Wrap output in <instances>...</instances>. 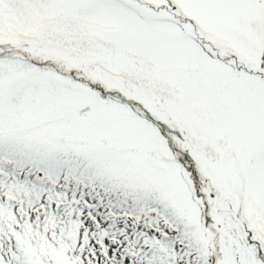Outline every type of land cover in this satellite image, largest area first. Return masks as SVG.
Here are the masks:
<instances>
[{
	"label": "rangeland",
	"instance_id": "1",
	"mask_svg": "<svg viewBox=\"0 0 264 264\" xmlns=\"http://www.w3.org/2000/svg\"><path fill=\"white\" fill-rule=\"evenodd\" d=\"M146 1L162 6H170L174 1L182 18L193 19L191 29L187 23L157 16L127 0H54L56 12L52 17L75 20L78 27L68 40L73 41L75 30L79 32L77 42L85 43L83 59L110 58V64L117 65L118 57H128L150 63L164 81L157 88V99L135 93L138 100L164 122L183 119L186 130H199L200 148L217 152L201 153L202 163L207 162L201 169L211 179L205 186L202 204L195 193H190L191 180L185 182L166 165L147 167L138 159L136 165L129 166L133 170L129 179L134 186L148 187L177 216L175 220L166 216L169 220L161 221H171L169 226L174 229L184 227L190 240L203 245L202 254H211L213 262L206 259V263L262 264L261 255L249 243L252 236L257 238L264 231V224L256 218L264 198V83L253 74L264 71V0ZM0 22V45L12 49L20 46L16 36H1L4 27L14 25L11 11L2 0ZM37 48L33 50L39 58L48 52L46 47ZM15 82L16 77H12L0 83V144H5L4 140L15 144L6 130L8 125L25 127L34 123L38 127L35 135L15 137L23 145L32 141L33 144L26 142V146L39 155L44 156L47 147L59 152L56 157L61 160L63 154L82 155L85 163L96 170V181L103 178L102 171L113 177L125 169L126 155L117 146L122 131L115 127L122 118L114 106L101 105V100L84 88L68 86L55 95L50 85L49 90L39 87L37 78L27 87L19 85L17 95L13 96L14 92L7 93L6 88ZM85 107L89 110L79 115ZM70 114L78 116L73 123ZM66 117L67 122H54L51 133L40 131L49 118ZM127 125L132 123L128 121ZM178 134L183 135L180 131ZM104 139L108 145L103 144ZM132 141L133 138H124L123 147H130ZM161 166L166 171L160 170ZM212 191L215 196L210 194ZM216 207L222 208L223 215H212ZM154 211L148 213L147 220L155 219L160 224ZM206 214L210 225L220 228L223 243L219 259L213 257L214 241L201 218ZM222 221L228 222L229 228ZM58 241L60 238L56 237L53 248ZM35 252L36 257H42V253ZM45 254L58 262L67 258L63 246Z\"/></svg>",
	"mask_w": 264,
	"mask_h": 264
},
{
	"label": "trees",
	"instance_id": "2",
	"mask_svg": "<svg viewBox=\"0 0 264 264\" xmlns=\"http://www.w3.org/2000/svg\"><path fill=\"white\" fill-rule=\"evenodd\" d=\"M2 1L8 5L14 25H12L13 28L4 27V34H1V36H16L14 38L16 43L19 41V44H21L18 47H13V49L11 47L5 48V44L0 45V83L5 79L16 77V82L7 86V93L12 94L13 91V96H15L17 95L16 90L19 85L27 87L30 81H34L37 78L39 87H45V90H49L50 85L55 95H58L61 92L60 90L68 86L84 88L98 97L103 103L101 105L114 106L116 112L121 115L122 119H118L120 122L118 125H115V127L122 131V137H119V145L117 146L124 151L127 160H125V169L121 173H116V176L112 177L106 171H102L101 176L103 178L96 181L93 178L97 175L96 170L93 167L84 165L85 161L82 160V155L70 158L69 162L72 174L79 176L82 181L81 184H78L79 191H84L87 194V197L84 199L85 204L91 208L94 206L96 209L102 211L104 215L115 219L112 222L116 225L113 226L122 227V225L129 224V226L133 227L135 225L138 227L139 225L136 230L134 229L135 235L145 231V228H147L148 230L145 232L152 239H155L157 236L153 237L154 234L150 230V227L154 228L157 234L161 232L167 233L169 228L168 223H163L161 220L164 218L163 220L168 221L169 219L165 218L166 216L171 217V220L177 218L173 214V211L170 210L171 207L160 203L155 198L156 194L152 190L149 191L148 187L141 188L142 186H134L132 180L129 179L130 172H133V170L129 169V166L136 165L138 159H141L142 163L147 167L148 165L152 167L159 166V163H162V165H166L170 170L179 173L185 182L188 181L187 179L191 180L193 189H191L190 193H195L199 198L197 200L202 204V198L203 200L206 198L205 186L207 183H211V179L202 171L204 164L207 162L202 163L201 153L208 152L209 154H215L217 152L207 147L200 148L201 134L199 130L197 131L195 128L192 131L186 130L183 119L180 118L178 120L176 118L177 121L174 123L168 119L164 122V119L160 115H156L147 104L138 100L135 93L143 97L157 99V88L160 89V83L164 81L156 74L150 63L136 62L135 58L128 57H118L117 65L113 62V64H110V58L107 61L101 59L94 61L83 59L82 52L85 43L77 42V38L79 37L77 33L79 32L75 30L73 41L68 40L69 36L73 35L71 34L72 30L78 26L75 24V20L70 17H52L56 12L54 0ZM127 1L132 4H140L147 12H152L161 17L169 16L183 24L187 23L190 29L192 27L193 19L190 17L182 18L174 1L170 6L154 5L146 0ZM0 31H2L1 22ZM2 41L5 42L6 37L2 38ZM37 46L48 48V52L41 58H39V53L33 50ZM90 69L94 71L90 72ZM263 72V69H261V71L254 72L253 74H255L258 81L264 83ZM128 98H131L132 101L129 102ZM88 110L89 108L87 107L81 109L79 115ZM77 117H73L70 114V123H73ZM46 121L44 128L40 126V131L51 133L50 129H53L54 122H67V117L64 120H52L49 118ZM128 121L132 123V126L127 125ZM22 128H24L26 134L20 130ZM71 129L74 128L71 127ZM6 130L15 139L14 145L21 146L22 148L9 145L5 147V151L8 152L7 154H19L27 153L23 147L27 143L33 144V142L26 141V145H23V141L18 140L15 136L22 134L25 136L35 135L38 127L34 123H30L25 127L14 124L13 126L8 125ZM178 131L183 135H179ZM23 135L19 137H23ZM124 138H133V145L123 147L122 142ZM103 144L108 145V140L104 139ZM30 152L34 154L33 151ZM52 152L57 151H53L51 147H47L45 154H51ZM38 154L40 153L34 155ZM212 156L216 157V155ZM130 158H133V160L131 161ZM21 160H23L24 164L22 162L19 163L23 164V169L28 168V165L33 175L35 172L40 171L46 175L50 174V177L53 175L56 181L68 172L67 162L59 160L57 157H55V161L52 163L51 161H42L37 156L32 157V159L22 158ZM160 170L166 171L162 166ZM36 178L40 179L38 175ZM132 184L133 186H131ZM210 194L215 196V191H212ZM166 208L167 210H164ZM154 209L157 210L154 211ZM150 211L157 213V221L161 222V224L156 223L155 219H153V222L147 220ZM215 213L217 216L223 215L222 208H213L212 215L214 216ZM260 213L262 216H260ZM201 218L204 227L208 229L214 241V245L212 246L214 251L213 257L215 256L219 259L222 255L220 248H222L223 243L219 237L220 228L210 225L208 214ZM256 218L262 222L263 226L264 198L259 208V215ZM86 223L90 224L91 221H85ZM222 223L229 228L228 222L224 223L222 221ZM222 223L220 225H223ZM181 229L180 235L183 234L185 228L182 227ZM240 235H243L242 231H240ZM175 236H178V234ZM257 236V238L252 236L253 239H251L249 245L254 247L255 251H258L263 259L262 264H264V231L263 233H258ZM181 241L184 244L178 256L186 264H194L193 262H196V264H209L208 261L207 263L205 262L206 259L213 262L211 254H202L203 245L200 243L193 242V239L189 240L186 236ZM224 246L228 248L225 244ZM127 247V244H124L123 250H126L127 256H130L132 251L127 250ZM242 251H244L243 248ZM249 254L252 256V252ZM234 256L236 255L234 254Z\"/></svg>",
	"mask_w": 264,
	"mask_h": 264
},
{
	"label": "flooded vegetation",
	"instance_id": "3",
	"mask_svg": "<svg viewBox=\"0 0 264 264\" xmlns=\"http://www.w3.org/2000/svg\"><path fill=\"white\" fill-rule=\"evenodd\" d=\"M6 158L5 147L0 145V264H42L41 261L45 264H186L178 256L184 244L181 239L184 236L189 238L185 233L180 235L176 229L168 228L169 232L157 234L151 228L153 237L157 236L152 239L145 232L148 230L145 227V231L135 235L134 229L139 225L113 226L116 225L112 222L115 219L82 201L87 197L86 193H78L77 201L62 199L55 193L53 177L44 178L42 172H38L43 178L40 180L33 177L32 170L17 172V166L12 167ZM39 181L45 190L42 192L45 197L43 203H40L37 193L34 194ZM63 181L66 194L76 197V188L71 184H81V178L68 175ZM7 182L16 185L21 192V195L17 193L13 197L11 203L7 202L5 195ZM22 186L30 192H22ZM63 203H69V206L59 210ZM7 207L14 214L12 220L16 224L7 219ZM85 221L91 223L85 224ZM56 237L60 241L53 248ZM151 240H154L153 246ZM124 244H127V250L132 251L130 256L123 250ZM58 246H63L67 254L61 262L45 254ZM35 251L42 253V257H36Z\"/></svg>",
	"mask_w": 264,
	"mask_h": 264
}]
</instances>
